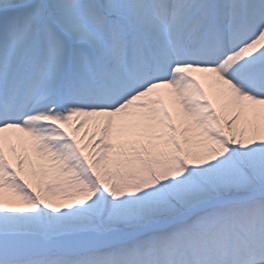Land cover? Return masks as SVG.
Listing matches in <instances>:
<instances>
[{
  "label": "snow or ice",
  "instance_id": "obj_1",
  "mask_svg": "<svg viewBox=\"0 0 264 264\" xmlns=\"http://www.w3.org/2000/svg\"><path fill=\"white\" fill-rule=\"evenodd\" d=\"M0 264H264V0H0Z\"/></svg>",
  "mask_w": 264,
  "mask_h": 264
}]
</instances>
